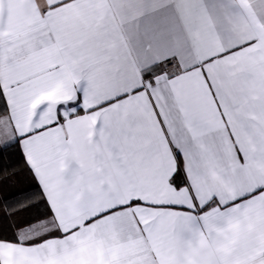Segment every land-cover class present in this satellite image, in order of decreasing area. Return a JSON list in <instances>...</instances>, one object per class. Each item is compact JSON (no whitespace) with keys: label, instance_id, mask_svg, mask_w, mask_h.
<instances>
[{"label":"snow or ice","instance_id":"snow-or-ice-1","mask_svg":"<svg viewBox=\"0 0 264 264\" xmlns=\"http://www.w3.org/2000/svg\"><path fill=\"white\" fill-rule=\"evenodd\" d=\"M0 264H264V0H0Z\"/></svg>","mask_w":264,"mask_h":264},{"label":"trees","instance_id":"trees-1","mask_svg":"<svg viewBox=\"0 0 264 264\" xmlns=\"http://www.w3.org/2000/svg\"><path fill=\"white\" fill-rule=\"evenodd\" d=\"M0 167H16V161L8 159L0 160ZM28 184V179L24 178L22 175H18L9 183L0 185V202L3 201L4 196L13 191H18L20 189L26 188Z\"/></svg>","mask_w":264,"mask_h":264},{"label":"crops","instance_id":"crops-1","mask_svg":"<svg viewBox=\"0 0 264 264\" xmlns=\"http://www.w3.org/2000/svg\"><path fill=\"white\" fill-rule=\"evenodd\" d=\"M22 175V174H21ZM23 176V175H22ZM24 177V176H23ZM24 178H26V177H24ZM27 179V178H26Z\"/></svg>","mask_w":264,"mask_h":264}]
</instances>
